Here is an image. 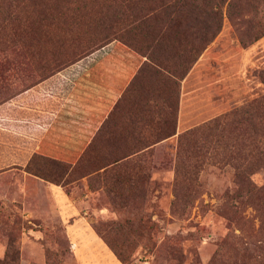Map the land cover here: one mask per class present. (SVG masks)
Masks as SVG:
<instances>
[{"label": "rangeland", "instance_id": "obj_1", "mask_svg": "<svg viewBox=\"0 0 264 264\" xmlns=\"http://www.w3.org/2000/svg\"><path fill=\"white\" fill-rule=\"evenodd\" d=\"M231 2L207 34L198 0H0L1 157L5 146L33 147L18 143L17 96L64 60L115 44L139 61L123 106L89 151L53 157L40 145L34 173L0 167V260L13 245L19 264H46L49 253L64 264H123L99 226L134 264H264V197L262 213H245L253 223L231 221L224 207L245 161L223 148L225 135L183 138L264 96V36L229 17ZM85 153L90 165L69 178L54 167H75ZM251 178L264 187V167ZM190 179L198 191L185 198L180 183ZM135 218L150 223L152 239L131 232Z\"/></svg>", "mask_w": 264, "mask_h": 264}, {"label": "trees", "instance_id": "obj_2", "mask_svg": "<svg viewBox=\"0 0 264 264\" xmlns=\"http://www.w3.org/2000/svg\"><path fill=\"white\" fill-rule=\"evenodd\" d=\"M198 2L199 5L196 8L197 10L196 13L199 15V17L201 18V22H203L204 24L203 31H206L207 34L213 33L212 23H216V24L220 23L222 17V9L226 6L227 0H198ZM186 4H188L186 1L183 2V5ZM177 7L178 5H174L173 7H169V8L171 9L172 13H177L178 12L176 9ZM228 8H229L228 11L229 17L231 19L235 21L237 20L240 23H245L247 25H250L252 23L256 24L255 31L257 33V38L264 36V0H232ZM247 16H251V19L247 20L246 19ZM33 18H35V16L28 17L27 21L25 22L26 31H28L30 28L28 22ZM67 26L70 27V24H67ZM173 27L174 26L172 24L169 25V28H173ZM210 41H211V37L205 38L203 40L202 43L204 46L202 50L205 49L206 47L205 45H207ZM31 47H29L28 49L31 50ZM100 49L101 48H97L93 51H90L87 54L81 56L80 59L72 63H69L70 60H64L63 65L61 67L57 68L55 71L53 70L51 74L41 78L35 85L26 89L17 96L18 115H19L18 129H19V135H21L17 137L18 143L19 144L23 143L26 146L31 145L33 147L24 148L23 150L17 149V151L15 152L10 150L9 147L5 146L3 148L5 153L3 154L2 157L0 156V167L4 166L8 168L11 167V165L16 167L18 165L19 167L27 168V170L30 173L35 172L33 165L36 162V159L34 158L35 156L31 157V154L34 153L33 152L34 147L38 145L39 139L45 130H43L41 127L35 124V120L37 119L39 114L36 113L32 107L33 99L29 100V105H30L29 108H22L21 111L19 112V107H20L18 101L19 96L33 89L36 85L46 81L51 76L57 74L64 68L80 62L84 58L88 57L89 55ZM0 51H3V49L0 48ZM66 57L67 56L63 58ZM146 57H147L146 63L151 61L150 64L155 65L158 68L165 69L163 68V64L158 63V61L154 59L152 54H147ZM188 71L186 72V74L188 73ZM131 88L132 86L129 88L128 92H130ZM125 96L126 95H124V97ZM2 109L8 110L10 108L6 106V104H4L2 105ZM31 113L33 115L32 117L30 116ZM30 129L36 130L33 136H31L28 132V130ZM199 135L201 137L202 136L205 137L206 135L205 140L213 135H215L214 137L217 136L224 137V135L227 136V144H225L223 148L228 149L229 151L235 149L232 156L233 160H238L239 158V160L240 159L244 160L245 164L248 163L247 166L243 164L239 168V172L236 173L235 182L237 185V189L234 193H229L226 195V203L224 207L228 212L229 219L231 221L253 223V220L250 219L247 215H245V213L248 211L249 207H253V209H255L257 213L259 212L262 213V209H263V205L260 204L259 200L264 197V187H259L258 185H256L251 177L253 174L257 172L258 169H260L261 166L264 167V96L234 110L233 112H230L224 117L212 121L211 123L203 126L200 129L188 132L187 134L184 135L183 138L187 141L189 140V142H192V140L196 138H197L196 140H198ZM95 138L86 149L87 151H89L90 148L94 147V143L96 140ZM11 139H13L12 136L9 137V141L8 139H4L2 143L10 144ZM194 144L196 143L194 142ZM195 147H197V145H195L194 148ZM0 152H2V149H0ZM198 153H199L198 158L204 157L205 155L201 151L200 152L198 151ZM89 157H88V153L87 154L85 153L82 156V158H80L79 162L76 164L75 167L64 166L59 163H53V164L54 167L60 168L59 170L61 171V175H63L65 178L68 176L69 178L72 174L79 171L81 172L83 168L88 167V165H90L91 162H89L90 161ZM223 159H225L224 156ZM15 161H18L19 163L14 164ZM198 161L199 160H197V162ZM187 173H188L187 175H189L191 172L188 170ZM194 182L195 179H190L188 182L187 180L184 181L182 180V182L180 183L181 188L179 190V193H181L185 198H190L194 193H197L198 190ZM129 226L133 234L145 238L150 237L152 239L153 229L148 221H145L142 218H135L131 220ZM262 227L264 228V221L261 222V228ZM101 229L102 228H100L99 226H95V230L110 246V248L118 257V259L123 264H134L131 261L130 256H127V253L125 254V252L115 244L112 238H110L109 234H105ZM0 264H19V249L11 245L7 251L5 259L0 260ZM46 264H64V263L59 261L57 255L53 253H49L47 255Z\"/></svg>", "mask_w": 264, "mask_h": 264}, {"label": "crops", "instance_id": "obj_3", "mask_svg": "<svg viewBox=\"0 0 264 264\" xmlns=\"http://www.w3.org/2000/svg\"><path fill=\"white\" fill-rule=\"evenodd\" d=\"M114 45L64 68L19 96V112L29 108L33 99L32 107L39 114L35 124L45 130L37 146L45 147L46 153L56 157L85 152L123 106L124 95L137 79L139 61L114 49ZM62 193L55 191L58 199L66 201ZM90 239L101 243L95 234Z\"/></svg>", "mask_w": 264, "mask_h": 264}]
</instances>
